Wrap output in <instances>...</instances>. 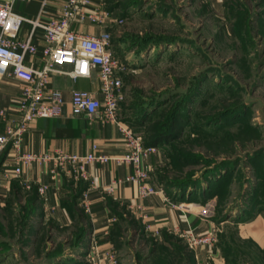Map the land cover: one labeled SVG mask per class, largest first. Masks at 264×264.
I'll list each match as a JSON object with an SVG mask.
<instances>
[{
	"label": "rangeland",
	"instance_id": "1",
	"mask_svg": "<svg viewBox=\"0 0 264 264\" xmlns=\"http://www.w3.org/2000/svg\"><path fill=\"white\" fill-rule=\"evenodd\" d=\"M105 3V30L124 66L119 118L134 120L143 143L165 139L151 154L149 181L211 220L216 242L205 264H264V234H253L257 218L264 221V0ZM177 122L182 133L167 143L180 132ZM74 209L79 225L60 231L67 264H93L72 249L89 223L81 206ZM27 214L15 228L0 224V264L40 263L31 254H43L46 236L31 243ZM126 214L110 237L112 264H196L193 249L207 247L191 248L182 232H149Z\"/></svg>",
	"mask_w": 264,
	"mask_h": 264
},
{
	"label": "crops",
	"instance_id": "2",
	"mask_svg": "<svg viewBox=\"0 0 264 264\" xmlns=\"http://www.w3.org/2000/svg\"><path fill=\"white\" fill-rule=\"evenodd\" d=\"M42 1H17L14 4L15 11L28 20H34L39 15ZM47 2L48 9L53 16L61 14L64 6L62 0H47ZM105 27V23L98 25L89 20L84 23L76 22L73 25L76 32L84 35H98L105 30ZM32 29L31 23L25 22L20 38H25ZM41 33L42 30L39 28L33 34L34 43L39 47L38 55L27 58V62L33 67H39L41 62V48L44 44ZM59 69L61 71L71 70L68 65L60 66ZM21 85L19 79L11 76L4 78L0 84V107L10 111L12 117H17L13 102L20 93ZM50 85L63 92L62 113L58 118L36 119L29 124L23 143L26 152L54 155L59 151H64L86 155L92 151L93 144H97L100 153L105 155L116 156L126 152L124 136L117 123H106L98 117L72 115L70 101L74 90L99 91L100 84L95 72L90 78L72 80L68 75L59 71L52 76ZM155 157V155H150L143 160L146 169L152 166ZM15 163V152L8 147L0 158V224L3 226L12 224L11 226L15 228L18 220H23L22 214L26 215L28 212L27 229L29 231L33 226L36 229L34 237L32 236L35 239H31V243L39 244L38 238L42 234L46 236L43 254L40 256L35 253L31 254L33 262H40L38 264H67V239L61 236L60 231L67 226L73 227L78 224L76 212L73 210L74 197L78 200L76 206L84 209L82 202L86 199L90 209L89 212L85 211L89 221L84 227L88 235L86 247L72 249L75 250V255L82 254L84 257L88 254V258L93 259V264L95 262L96 264H110L107 255L112 249L109 240L111 229L119 221L123 224L128 221L127 211L130 212L132 218L144 225L145 230L158 235L166 232L180 234V232L190 231L204 234L213 227L209 218L202 216L198 211L187 210L185 203H181L184 204L182 207L176 206L170 200L167 201L168 197L163 193L138 198L134 186L126 181V177L133 168L127 163L93 162L85 167L89 175L87 178H83L74 167L61 170L56 176H52L51 163H30L23 166L21 176L16 177L11 172ZM44 185L48 188L44 194H40L39 188ZM110 186H113V189L109 192ZM119 215H123L124 219H120ZM255 222L258 225V233L263 235L264 221L257 218ZM258 233L254 234L257 240L260 237ZM3 234L0 232V242ZM4 241L6 240H2ZM31 243L26 249L29 253ZM210 250L212 253L211 248ZM210 250L208 247L193 249V261L196 264H205L207 261L204 258H208ZM14 253L17 257V251Z\"/></svg>",
	"mask_w": 264,
	"mask_h": 264
},
{
	"label": "built area",
	"instance_id": "3",
	"mask_svg": "<svg viewBox=\"0 0 264 264\" xmlns=\"http://www.w3.org/2000/svg\"><path fill=\"white\" fill-rule=\"evenodd\" d=\"M17 1L24 0H0V84L8 76L17 78L22 83L20 93L13 102L17 117H12L10 111L0 107V158L11 147L16 158L11 172L16 177H20L23 166L30 163H51L52 176H56L61 170L74 167L83 178L89 176L85 170L86 165L93 162L127 163L133 168L126 181L134 186L138 198L163 193L161 188L149 181L148 171L143 165V160L155 153L156 148L144 146L142 138L133 128L119 120L124 86L120 75L124 66L112 49V35L106 30L98 35H84L73 29L76 22L84 23L88 20L98 25L106 24L110 20V14L105 8V0H62L63 10L60 15L55 16L50 13L47 0H43L39 15L34 20H28L16 13L14 4ZM25 22L31 23L33 29L22 39L20 34ZM39 28L42 30L44 44L41 48L40 66L33 67L27 62V58L38 55L39 47L34 43L33 34ZM64 65L70 66L71 70L61 71L59 67ZM59 71L72 80L90 78L93 72L96 73L100 84L99 91L74 90L70 101L72 115L98 117L106 123H117L124 136V154L105 155L100 153L97 144H93L92 151L86 155L64 151L54 155H42L24 150V135L32 121L58 118L62 113L63 92L50 85L52 76ZM47 188V185L40 187L39 193L44 194ZM112 189L113 186H110L108 191ZM166 200L169 201L167 198ZM82 204L84 210L89 212L86 199ZM176 206L182 207L184 204ZM185 208L190 210L189 206ZM182 237L191 248L200 245L208 247L216 242L213 230L207 235L182 232ZM107 259L112 264V253L107 255Z\"/></svg>",
	"mask_w": 264,
	"mask_h": 264
},
{
	"label": "trees",
	"instance_id": "4",
	"mask_svg": "<svg viewBox=\"0 0 264 264\" xmlns=\"http://www.w3.org/2000/svg\"><path fill=\"white\" fill-rule=\"evenodd\" d=\"M148 105H150V104H148ZM134 120L132 119V120H130L129 121V123H130V125L131 126H133L132 124L134 123L133 122ZM178 123L179 122H177V123H173V125H172V128L174 127H176L177 129H178V131H180V128H179V126H178ZM180 133H182V131H180V132H178V133H173V135H170V137H167V143H170V142H172L174 139H176L178 136H179V134ZM162 137H155V139L154 140H151V141H149V142H144V146H146V147H157V146H159V145H162V143L164 142V140L163 139H161ZM173 198V197H172ZM74 205H73V210L75 211V209H74V207L76 206V203H77V199L74 197ZM77 207V206H76ZM76 212V211H75ZM118 217H120V219H124L123 217V215H119ZM118 223L115 225V228H113L112 230H111V234H110V236H109V240H110V237L111 236H117V232H115V230L114 229H116V228H118ZM85 234V235H84ZM84 236H88L87 235V232H86V230L84 229L82 232H80V233H78V235H77V239H76V241H77V243L75 242V247L74 248H76V249H79V247H85L86 246V244H85V242H84V240L82 241V239L84 238ZM111 240H112V238H111ZM111 240H110V242H111ZM261 249V252L262 253H264V248H260ZM87 254H85L84 256H86Z\"/></svg>",
	"mask_w": 264,
	"mask_h": 264
},
{
	"label": "bare ground",
	"instance_id": "5",
	"mask_svg": "<svg viewBox=\"0 0 264 264\" xmlns=\"http://www.w3.org/2000/svg\"><path fill=\"white\" fill-rule=\"evenodd\" d=\"M253 232V231H252ZM257 233H258V230H256V232H253V234H255V235H257Z\"/></svg>",
	"mask_w": 264,
	"mask_h": 264
}]
</instances>
